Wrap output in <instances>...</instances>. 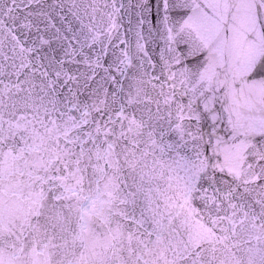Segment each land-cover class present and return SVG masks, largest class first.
<instances>
[{
	"label": "snow or ice",
	"instance_id": "6c2138e0",
	"mask_svg": "<svg viewBox=\"0 0 264 264\" xmlns=\"http://www.w3.org/2000/svg\"><path fill=\"white\" fill-rule=\"evenodd\" d=\"M0 264H264V0H0Z\"/></svg>",
	"mask_w": 264,
	"mask_h": 264
}]
</instances>
